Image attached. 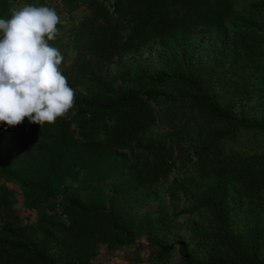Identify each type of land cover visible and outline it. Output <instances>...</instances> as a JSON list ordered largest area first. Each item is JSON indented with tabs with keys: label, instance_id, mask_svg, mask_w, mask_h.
Instances as JSON below:
<instances>
[{
	"label": "trees",
	"instance_id": "16d2710c",
	"mask_svg": "<svg viewBox=\"0 0 264 264\" xmlns=\"http://www.w3.org/2000/svg\"><path fill=\"white\" fill-rule=\"evenodd\" d=\"M25 1L70 26L75 99L54 124L0 123V264H91L97 242L125 264H264V0ZM27 2L0 0V18ZM156 41L177 48L167 67L101 72ZM195 216L199 254L159 236Z\"/></svg>",
	"mask_w": 264,
	"mask_h": 264
},
{
	"label": "clouds",
	"instance_id": "9594fccd",
	"mask_svg": "<svg viewBox=\"0 0 264 264\" xmlns=\"http://www.w3.org/2000/svg\"><path fill=\"white\" fill-rule=\"evenodd\" d=\"M59 22L55 9L32 5L0 18V123L14 127L27 118L42 127L73 108L75 90L59 68L63 56L49 44Z\"/></svg>",
	"mask_w": 264,
	"mask_h": 264
},
{
	"label": "rangeland",
	"instance_id": "374dc122",
	"mask_svg": "<svg viewBox=\"0 0 264 264\" xmlns=\"http://www.w3.org/2000/svg\"><path fill=\"white\" fill-rule=\"evenodd\" d=\"M24 3L27 1L23 0ZM22 3V2H20ZM27 5L28 2H27ZM22 5V7H24ZM34 6L40 7V4H36ZM55 8H59L58 5L53 6ZM58 29V35L54 41H50V46H54L57 49L60 50L61 55L65 49L64 42L67 40V37L69 36L70 32V26L66 23L64 24H57ZM200 48L202 50L200 51ZM196 53L198 54L201 52V54L209 52V47L206 42L203 43V46H201ZM177 48L173 41H168L167 43H160L158 41L144 47L143 49L135 52V53H128L123 55L120 60L116 61L111 64H101L100 69L101 72H104L103 74L107 76V78L112 81L114 80L118 75L121 76H128L132 77L139 73H147L151 74L155 68L160 67H167L168 64L172 62V58H174V54H176ZM197 54V55H198ZM67 54H64L63 59L67 60ZM198 56H195L194 59L196 60ZM206 58V57H205ZM116 82L115 84H117ZM177 174H171V177L168 181L164 183H159L156 189L158 191H163L169 181L171 180L172 176H176ZM111 178L107 177L106 182H108ZM74 184L73 186H75ZM90 190L85 188L84 192L85 196L83 198L87 201V199H90L92 193L89 192ZM155 208L154 200L149 199V201L144 202V211L147 209L153 210ZM242 209V207H241ZM59 214V210H58ZM201 218V219H200ZM203 217L195 216V217H182L180 219H177L174 221V225L171 228V231L169 233H161L158 230L159 236L164 237V239H167L170 237V240H166L167 242L170 241H176V240H182L185 243H188L190 245V248L194 251V253L199 254L200 252L197 250L196 247V235L195 233L191 232V228L194 227V225H202ZM65 220V219H62ZM249 219L241 213V210L233 215L232 221H231V229L235 233H239L241 231H245L249 228L250 222ZM33 221V219H29L26 221V224H30ZM193 231V230H192ZM139 243L142 247V252L147 253V245L148 242L145 239V237H140L135 241V244ZM95 248V254L90 258L91 264H125L126 261V251L127 249L123 250H111L107 247L105 242H97ZM179 258L178 252L175 250L172 255L168 259V264H174Z\"/></svg>",
	"mask_w": 264,
	"mask_h": 264
}]
</instances>
